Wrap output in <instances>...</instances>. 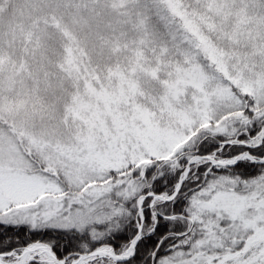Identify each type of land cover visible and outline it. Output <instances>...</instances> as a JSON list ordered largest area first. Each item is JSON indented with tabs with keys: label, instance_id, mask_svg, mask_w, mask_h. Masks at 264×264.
<instances>
[{
	"label": "snow or ice",
	"instance_id": "6c2138e0",
	"mask_svg": "<svg viewBox=\"0 0 264 264\" xmlns=\"http://www.w3.org/2000/svg\"><path fill=\"white\" fill-rule=\"evenodd\" d=\"M0 264H264V0H0Z\"/></svg>",
	"mask_w": 264,
	"mask_h": 264
}]
</instances>
